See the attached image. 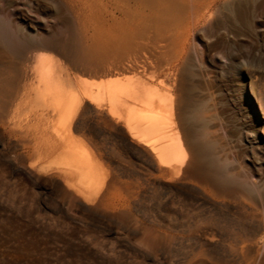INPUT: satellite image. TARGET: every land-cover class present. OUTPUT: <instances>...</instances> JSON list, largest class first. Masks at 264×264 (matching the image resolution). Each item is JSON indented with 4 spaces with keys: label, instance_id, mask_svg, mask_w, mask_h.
<instances>
[{
    "label": "rangeland",
    "instance_id": "rangeland-1",
    "mask_svg": "<svg viewBox=\"0 0 264 264\" xmlns=\"http://www.w3.org/2000/svg\"><path fill=\"white\" fill-rule=\"evenodd\" d=\"M179 2L112 52L109 0H0V264H264V0ZM112 75L161 95L151 142L109 114Z\"/></svg>",
    "mask_w": 264,
    "mask_h": 264
},
{
    "label": "bare ground",
    "instance_id": "bare-ground-1",
    "mask_svg": "<svg viewBox=\"0 0 264 264\" xmlns=\"http://www.w3.org/2000/svg\"><path fill=\"white\" fill-rule=\"evenodd\" d=\"M177 1L184 2L187 0H109L108 5L106 6V16H108L109 20L106 23L107 25L104 27L100 22L96 28V33L99 35V38L105 40L108 43L112 52H117V49L125 41L127 42L129 36L131 34H135V28L139 26L141 22L145 20L157 19L158 17L161 18L165 14H168L170 10L172 11L173 4H177ZM101 13H99L98 19L101 18ZM9 31L10 30L0 22V35L6 43L11 42L14 38V36H12L13 34H11ZM92 36L94 35L92 34ZM26 46L27 45H25V47ZM143 60L145 61V59ZM44 61V57H37V62L39 68H41V71L43 70ZM125 79L121 80V78L118 76L112 75L103 85L101 92L107 98L109 104V114H111L113 117L116 116L123 120L125 124L124 126L131 137H134L141 143L144 142V144L148 142V140L151 142L149 139L150 136L160 130V114L152 108V105L156 100L161 98V95L158 93V90H155L152 87L146 86L140 82H127ZM40 80L42 81L44 87L42 91L43 94H47L49 96L53 107L58 111L60 116L64 118H70L74 110H76L81 98H78L76 95L65 94L57 84H50L47 81L44 73H41ZM39 95L41 94L39 93ZM85 96L89 100L94 99V96L90 93H86ZM159 102H157V104ZM259 123L263 125L264 120L259 121ZM152 143H154V141ZM157 155L159 156L160 161L163 163L176 161V145L172 141L161 143L159 146H157ZM70 159L71 161L80 162L79 166L81 172L83 173L84 179H91L93 177L91 174L92 168L87 160L82 162L75 156L70 157Z\"/></svg>",
    "mask_w": 264,
    "mask_h": 264
}]
</instances>
